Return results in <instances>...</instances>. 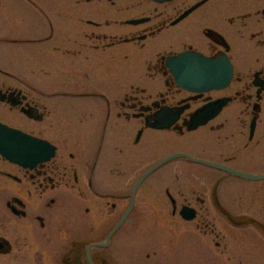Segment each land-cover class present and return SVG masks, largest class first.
I'll use <instances>...</instances> for the list:
<instances>
[{
  "label": "flooded vegetation",
  "instance_id": "1",
  "mask_svg": "<svg viewBox=\"0 0 264 264\" xmlns=\"http://www.w3.org/2000/svg\"><path fill=\"white\" fill-rule=\"evenodd\" d=\"M21 1L5 4L0 122L53 150L37 165L0 155V264H264V192L239 185L259 182L187 158L142 181L177 153L264 175L236 164L241 149L226 150L232 136L221 135L234 118L241 161L264 169V0H137L145 9L112 29L82 0L78 12ZM94 1L83 11L96 13ZM226 59L223 88H185L173 70ZM198 113L211 119L190 130Z\"/></svg>",
  "mask_w": 264,
  "mask_h": 264
},
{
  "label": "water",
  "instance_id": "2",
  "mask_svg": "<svg viewBox=\"0 0 264 264\" xmlns=\"http://www.w3.org/2000/svg\"><path fill=\"white\" fill-rule=\"evenodd\" d=\"M159 2H165L169 0H155ZM188 55H182L180 61L187 62L186 59ZM225 68L222 69H211V68H204V69H197V70H189L186 68H176L173 69L178 80L181 85L187 88L191 84H195L198 87H205V88H223L229 85L232 76H233V69L232 66L229 64V60H225ZM192 72H200L202 74L203 80L201 82H193L190 80L189 75ZM211 117H204L201 113H198L195 117L192 118V121L189 124V129L194 130L201 125H204L210 120ZM173 122L170 121L165 125H154L157 128H165L166 126H170ZM254 129V125L252 126ZM53 147L49 146V144L43 140L37 139L35 137L29 136L21 131L12 129L2 123H0V155L5 159L11 162H17L23 165H37L52 156ZM177 158H187L192 162L201 163L207 166H211L214 168L222 169L228 172L232 176H237L239 178L251 181H261L264 180V175H256V174H249L244 173L241 171H237L231 169L229 167H225L222 165H217L214 163H210L204 160L192 158L186 154H176L172 155L152 169H150L146 175L148 176L156 169L160 168L161 166L167 164L168 162L177 159ZM144 177V178H145ZM144 178L142 180H144ZM182 215L187 220H190L194 217L193 212L190 210H185L182 212Z\"/></svg>",
  "mask_w": 264,
  "mask_h": 264
},
{
  "label": "rangeland",
  "instance_id": "3",
  "mask_svg": "<svg viewBox=\"0 0 264 264\" xmlns=\"http://www.w3.org/2000/svg\"><path fill=\"white\" fill-rule=\"evenodd\" d=\"M35 1H37V0H34V2ZM49 1L53 4L55 0H48V3H49ZM63 1H65L63 3H66V4L69 5V7H71L70 9H73L74 7H76L74 5L75 4V0H63ZM114 1H116L117 5L110 6V4L108 3V0H104L103 2H98V1L95 0L93 3H95V5L96 4L98 5L96 13L93 12V11L91 12V9L90 10L86 9L87 12L83 11V10H85V8L83 6L85 4H88L86 2V0H82V2L80 3L79 6L82 7V13H88V14H93L94 13V14H96L95 15L97 17L96 19H98L100 21L108 20L111 23L110 29L120 26L118 24H115V22L117 20L121 21L122 19L126 18L129 15L138 14V13L142 12L145 9V6L138 4L137 0H122V1L121 0L120 1L119 0H114ZM11 2H13V0H0V36H6V35L10 34L12 17H13L12 14L13 13L9 9H5V4L11 3ZM20 2H22L25 6L27 4L25 1H21L20 0ZM40 5H41V3H40ZM76 9H77V7H76ZM67 10L68 11H64V13H66V14H72L73 13V11H71V10L69 11V9H67ZM35 11L36 10H34L32 12V15L34 17L37 16ZM75 12H78V9ZM40 13H42V12H40ZM18 22H20L19 17H18L17 23ZM85 28L89 29V26L86 25ZM262 127H263V130H262ZM240 130L241 129L236 125L235 119L234 118H230L229 125L227 124V128L224 131L221 132V135L223 137L224 136H228V137L232 136L233 138L230 137L229 140H224V142H223L224 145H222V146L224 148H226V150L232 149V148H234V146H235V149H241L240 150V154L238 155L239 159H238L237 162H235L236 164H239V166L244 167L246 169L247 168H252L251 170H254V171L258 172V173L264 172V169H262V167L259 166V165L255 166V165H253L254 163H252L251 165H248V164L244 165L245 163L241 161L245 157L246 152L245 151L241 152L242 151V148H240L241 146H236V145H238L237 143H239L237 141V139H241L240 138ZM247 130H248V128H247ZM263 133H264V117H263V125L261 126V132L258 134V138L260 139V142L263 144L262 146L258 147L259 149L257 150V159H258V161L260 159L261 154L264 155V136H263ZM166 149H167V147L163 145V146H161V150L160 151H162V153H164V150H166ZM178 164L179 163L173 164L170 167L162 170L161 172L166 173V171L168 169H173ZM184 168L185 167L182 166L183 172L187 173V171H185ZM178 171L181 172L180 168H179ZM194 173L195 174H199V173H204V172L196 170V171H194ZM237 184H238V182H237ZM239 185H241L240 189L243 190V191L246 190L247 193L252 191V192H254L256 194H258V193L260 194V193L264 192V181L263 182H259V183H254V184L249 183V184H246V186L242 185L240 183H239ZM237 187H238V185H237ZM247 202H248V200L246 201L245 199H243L242 204L243 205H245V204L247 205L248 204Z\"/></svg>",
  "mask_w": 264,
  "mask_h": 264
}]
</instances>
